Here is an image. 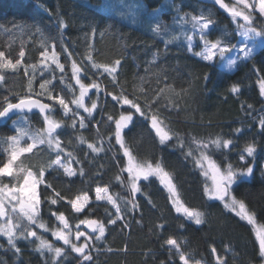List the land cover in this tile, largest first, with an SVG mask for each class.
Instances as JSON below:
<instances>
[{
  "label": "trees",
  "instance_id": "trees-1",
  "mask_svg": "<svg viewBox=\"0 0 264 264\" xmlns=\"http://www.w3.org/2000/svg\"><path fill=\"white\" fill-rule=\"evenodd\" d=\"M121 3H144L147 5V11L141 9L136 12L133 20L128 15H121ZM200 6H209L213 13L215 24L209 33V39L214 40L222 27H233L231 18L223 9L202 0H0V50L11 53L13 58L18 57L21 47L26 51L24 64L16 72H3L5 81L0 83V99L7 95L16 102L17 98L27 95L28 78L24 76V67L32 64L37 65L34 88L38 90L39 72L42 67L39 51L42 49L41 37L38 34L33 35L37 25L49 38V45L52 38H55L56 50L60 53L61 62L66 66V78L70 84H75L71 80V59L79 62L82 54L90 50L91 45L94 58L99 63H111L115 59H121L119 79L130 99L133 95H140L137 85L141 83V76L145 77L143 86L146 89L163 87V83L157 85L154 75L161 68L167 74V84L174 89V92L161 97L159 104L152 109V113L158 112L163 120L162 126L175 134L173 139L160 144L155 131L150 127V122L143 118H137L130 129L124 130V139L132 148L137 161L163 162L166 170L174 177L181 199L187 206L204 212L206 222L203 225H195L176 213L168 200L167 191L156 178L141 181L142 192L136 194L139 211L126 216L130 227L121 230L120 224L108 226L107 239L103 244L97 242V247L104 250L100 254L93 252L94 264H180L178 255L173 252L170 256L167 247L162 246L169 237L183 242L181 247L184 253L191 257L190 263L201 261V264H215L212 247L217 249L218 254L227 255L228 264L261 263L257 255L258 243L253 227L234 212L225 209L222 202L207 199L204 195L206 179L200 168L195 166L193 158L186 157V153L191 148L194 155H199L197 146L192 143L194 138L208 140L220 136L232 139L233 145L230 149L210 148L209 155L222 168L231 164L234 169H242L246 162L254 165V176L246 178L239 186L234 185L233 194L254 212L257 222L264 224V133H261L257 126L259 118L264 117V98L259 90V80L264 79V49L257 48L252 59L239 62L232 70L221 66L219 58L214 62H205L192 55L187 50V42L182 33L191 35L193 29L190 22L184 23L180 17L185 13L199 15ZM44 8L50 9L53 15H48ZM155 10H158L160 15L153 19L151 14ZM57 14L68 24L63 40L57 30ZM157 22L166 25L170 35L181 38L165 49L164 41L169 37L155 36L150 30ZM13 24L29 27L21 30L20 27H13ZM255 26L264 30V23L259 19ZM101 33L104 35L101 36ZM197 37L198 35L194 36V51L201 49L202 42ZM65 44L73 52V57L69 58L61 51V46ZM158 50V65L146 72L145 69L150 67L148 62ZM53 70L57 76L60 75L54 66ZM31 71L29 67V73ZM49 75L50 71L46 70L45 77ZM99 82L102 86H107V91L118 94L119 89L113 88L109 79L100 77ZM54 83L57 84V91L63 88L65 93L68 92L65 85L60 84L58 80ZM236 83L241 88L239 94L230 91L231 86ZM77 93L78 87L75 88V94ZM71 95L68 93L66 99H70ZM89 96L90 99L86 100V103L90 104L92 100H96L98 109L94 113L95 118H89L91 122L86 129H80L78 126L72 129L71 118L64 117L59 106L54 105V118L61 120L64 126L62 131L58 130L62 146L66 152H72L74 157L81 161L80 164L73 162L72 167L77 170L83 167L85 175L68 178L62 169L47 174V180L55 190L66 197L65 201L51 206V210L48 204L42 206L41 220L49 227L56 224L55 217L51 215L52 211L64 212L71 222L85 218L106 222L108 213L114 212V209L106 202L95 201L94 189L97 186L108 185L111 194L121 197L122 206L123 199L130 198L126 187L115 180L119 169L126 166V158L115 143L114 123L107 121L108 114L118 118L123 109L105 93L97 97L93 90ZM140 99L143 102L142 96ZM248 104L253 105V108L247 109ZM22 115L14 114L12 119L20 120ZM28 117L32 130L43 127L38 112L28 114ZM13 127L11 121H0V166L7 161V153L4 151L7 145L2 143V140L15 134ZM237 128L242 129V132L235 133ZM81 135L93 143H98L102 137L105 151L99 154L91 153L86 143H79L77 138ZM177 135L184 142L183 148L179 147ZM252 142H255L257 152L254 157H248L243 149ZM241 155L245 156V161L240 160ZM54 158L55 153L45 151L40 157L25 154L21 160L25 166H31L36 165L40 159L47 161ZM123 175L126 178V172ZM4 182L9 183V180L5 179ZM40 190L43 195L51 194L50 190L44 193L43 185ZM85 191L91 198L90 204L84 213L75 214L67 199ZM161 223L165 224L162 231L156 228V225ZM181 224L184 225L183 228L179 227ZM2 244L4 248L0 249V264H45V259L36 251L34 242L20 241V256L11 250L5 251L8 246L4 240ZM105 246L114 251L108 253ZM125 246L127 251H120ZM225 246L229 249L227 253ZM145 253L149 254L146 256ZM66 254L67 257L61 264H80V260L70 250Z\"/></svg>",
  "mask_w": 264,
  "mask_h": 264
},
{
  "label": "snow or ice",
  "instance_id": "snow-or-ice-1",
  "mask_svg": "<svg viewBox=\"0 0 264 264\" xmlns=\"http://www.w3.org/2000/svg\"><path fill=\"white\" fill-rule=\"evenodd\" d=\"M211 2L229 15L235 24L236 34L243 38V42L237 45L226 42L222 38L209 39V33L215 24L211 11L207 14L203 12L199 15L185 13L181 16V21L184 23L190 22L193 29V34L182 33V36L187 42L188 52L192 55L199 57L205 62H214L217 58L226 60L227 69L232 70L238 65V62L252 59L257 48L264 49V30L255 26L258 19L264 23V0H234L231 6L225 0H211ZM141 9L147 11V5L144 3L129 5L121 3L120 5L121 15H128L133 20L135 19V13ZM43 10L48 15H53L50 9L44 8ZM177 12H179V9H177ZM158 15H160L158 10L151 14L153 19ZM56 24L59 37L63 40L68 24L59 14L56 17ZM13 27H20L21 30H25L29 26L13 24ZM150 30L155 36L169 37L164 41L165 49H167L168 45L181 38L177 35H170L167 26L162 22L155 23ZM36 34L41 37L42 49L39 51L42 67L39 72L40 82L38 90L34 88V83L37 80V65L32 64L24 67V76L28 78L27 95L17 98L16 102H13L12 98L7 95L0 99V121L5 123L11 121L15 133L4 137L2 140V143L7 145V148L4 149L7 153V161L0 166V220L3 221V223H0V238L8 246L4 250H11L15 255L20 256L22 255V249L19 246L20 241H38L36 251L40 252L41 255L45 252L52 254L51 264H61V261L66 258L68 250L76 254L80 264H94L95 257L93 252L100 254L104 250L101 247H97V242L103 244L107 239L108 226L120 224L121 230L130 227L126 216L129 214L134 215L139 211L136 194L142 192L141 181H149L150 178H156L167 191L168 200L176 213L195 225H203L206 222L205 213L184 203L178 187L174 183L173 175L166 170L163 162L137 161L133 155L132 148L124 139V130L130 129V126L135 124L137 118H143L150 122V127L155 131L160 144L163 145L173 139L175 134L162 126L163 120L160 119L158 112L156 114L152 113L153 107L159 104L161 97L166 93L174 92V89L166 82V72L161 68L159 72L154 73L157 85L164 84L163 87L154 89H146L143 86L145 77L141 76V83L137 85L140 95H133V98L130 99L119 79L121 59H115L111 63H99L95 60L93 50H91V45H89L90 50L82 54L79 62L76 59H71V80L75 82L73 85L67 81L66 66L61 62L60 53L56 50L55 38H52V42L49 45V38L45 36L38 25L35 26L33 35ZM92 35H95L94 29ZM103 35L104 33H101V36ZM197 35L202 42L201 49L194 51L193 41L194 36ZM224 35H228V33L225 32ZM61 51L66 53L67 57H73V52L69 50L66 44L61 46ZM25 55L26 51L23 47L20 48L17 58H13L11 53L0 50V83L5 81L4 71L11 70L16 72L24 64ZM159 55L160 52L158 50L148 62L150 67L145 69L146 72L158 65ZM53 66L60 73L59 76L55 74ZM29 67L32 69L31 73H29ZM46 70L50 71L48 77H45ZM256 71H259V69H256ZM92 77H96V79H92ZM100 77L109 79L111 86L119 89L118 94L107 91V86H102L101 82H99ZM206 79L207 76H205ZM57 80L60 84L65 85L68 90L67 93H65L63 88L57 91V84L54 83ZM86 80L90 82L86 83ZM77 87L78 95L75 94V88ZM93 90L97 97L101 93L110 96L112 101L123 109L119 113L118 118L108 114L107 121L114 123L115 143L122 150L123 157L127 158L126 166L119 169V174L115 176V180L126 187L130 198H124L122 206L120 203L121 197L118 194H111L108 185L97 186L94 189L95 201L106 202L111 205L114 212L108 213L106 222L99 219H80L75 226L76 231L73 235L69 219L64 212H51V215L59 222L60 227L58 228L49 229L48 225L41 220V211L44 204H48L51 210V206L66 200V197L56 191L47 180V174L50 171L62 169L63 174L68 178L85 175L83 167L79 168V170L72 167L73 162L80 164L81 161L76 159L72 152H66L62 146L58 130L62 131L64 126L61 120L54 118V105L59 106L64 117L71 118L72 129H76L77 126L80 129H86L88 123L91 122L89 118L94 119V113L98 109L96 100H92L90 106L86 103V100L90 99L89 93L93 92ZM259 90L261 96H264V79L259 81ZM230 91L233 94H239L241 92L240 85L238 83L233 84ZM68 93L72 94L70 99H66ZM141 96L143 97V102H141ZM41 97L44 99H40ZM45 99L51 103L44 102ZM124 106H127V108H124ZM252 108L253 105H247V109ZM34 110L42 118L43 127L32 130L28 114L33 113ZM81 110L86 116L81 113ZM17 113L23 114L21 119L13 120L12 115ZM257 126L261 133H264V117L259 118ZM241 132L242 129H235V133L239 134ZM77 139L80 144L86 143L91 153L99 154L105 151L102 137L98 143L88 142L82 135ZM176 139L179 141V147L183 148V140L178 135ZM110 141L111 137H109V149L111 148ZM192 143L197 146L199 155H194L193 150L189 148L186 157H192L195 166L200 168L205 176H208L209 172L211 173L212 184L204 187V195L207 199L222 202L225 209L234 212L241 220L255 225L254 212L249 210L243 200L237 199L233 194L234 185L239 186L240 182L254 176V165L246 162V166L242 169H234L231 164H227L222 168L212 159V156L209 155L210 148H215L216 150L230 149L233 145L232 139H224L220 136L209 138L208 140H197L194 138ZM45 151L55 153V158L47 161L40 159L36 165L31 166H25L23 160H21V157H24L25 154L40 157V154ZM243 151L246 152L248 157H254L257 152L255 142L247 144ZM85 155L87 156V153ZM240 160L245 161V156L241 155ZM18 161L19 163H17ZM125 172L127 173L126 178L123 175ZM5 179L9 180V183H5ZM125 180H127V184H125ZM42 185L44 193H48L50 190V195L41 193ZM90 201L91 198L87 191L75 195L72 199H67V203L75 214L84 213ZM149 203H151L150 200ZM137 223H140V221H137ZM81 225L85 226L86 229H90V232L81 231ZM179 227L183 228L184 225L181 224ZM156 228L162 231L165 228V224H158ZM36 229L43 230L46 233L50 232L55 241L62 242V246H55L52 241L43 235H38ZM255 235L258 243L257 255L261 264H264V227L256 228ZM182 243V241H178L174 237H169L162 246L167 247L170 256L173 252L178 255L180 264H190L191 257L182 250ZM3 248L4 245L0 244V249ZM105 248L108 253L114 251L111 247L105 246ZM228 250V247L225 246V253ZM120 251L126 252L127 247L125 246ZM211 252L215 258V264H228L227 255L218 254L215 247L211 248ZM148 254L145 253L146 256ZM45 264H48L47 260H45ZM194 264H201V261H195Z\"/></svg>",
  "mask_w": 264,
  "mask_h": 264
},
{
  "label": "rangeland",
  "instance_id": "rangeland-1",
  "mask_svg": "<svg viewBox=\"0 0 264 264\" xmlns=\"http://www.w3.org/2000/svg\"><path fill=\"white\" fill-rule=\"evenodd\" d=\"M225 2L226 3H229V5L231 6V4L232 3H234V0H225ZM200 9H199V13H201V12H203V13H205V14H207L209 11H212L211 10V8L209 7V6H205V7H202L201 8V6L199 7ZM232 21V20H231ZM242 22V21H241ZM233 23V22H232ZM258 28V27H257ZM260 29V28H259ZM228 33V35H224V33ZM197 38H199V37H197ZM217 38H222V39H224L226 42H229V43H233V44H237V45H239V44H241L242 42H243V38L242 37H240V36H238L237 34H236V30H235V24L233 23V27L231 28H221L220 30H219V34L217 35V37L215 38V39H217ZM214 39V40H215ZM200 50V49H199ZM196 51H198V50H196ZM226 55H233V54H226ZM218 62H219V64L221 65V66H223L225 69H227V67H226V60H220V59H218ZM241 62V61H240ZM239 63V62H238ZM260 81V80H259ZM77 95H78V93H77ZM263 98H264V96H262ZM89 106H90V104H89ZM126 164H127V158H126ZM201 170V169H200ZM205 170H207L206 168H205ZM263 170H264V162H263ZM201 172H202V174H203V171L201 170ZM204 175V174H203ZM126 177H127V173H126ZM204 177H205V179H206V185H208V186H211V184H212V181H211V173L209 172V175L208 176H205L204 175ZM127 182V181H126ZM94 193H95V191H94ZM80 220V219H79ZM79 220H77V221H73V222H71V221H69L70 222V225H71V227H72V231H73V235H74V233H75V231H76V224L79 222ZM44 222V221H43ZM247 222V221H246ZM0 223H3V221L2 220H0ZM252 227H253V229H254V232H255V229L256 228H261V227H264V224H262V223H259V222H257V220H256V218H255V225H252V224H250ZM49 227V226H48ZM58 227H60V225H59V222L58 221H56V224L53 226V227H49V229H55V228H58ZM37 230V232H38V235H43L45 238H47V239H49L50 241H52L54 244H55V246H62V242H57V241H55L54 240V237H52L51 236V234H50V232H43V230H40V229H36ZM80 230L81 231H86L84 228H83V225H81V227H80ZM87 232V231H86ZM2 241H3V239L2 238H0V244H2ZM34 244H35V246H36V248H37V245H38V241H36V242H34ZM72 254H74V253H72ZM75 256H76V254H74ZM42 257L45 259V260H47L48 261V264H51V261H52V254H49V253H47V252H45L43 255H42ZM66 257H67V254H66ZM64 260V259H63ZM190 264H194V263H190ZM261 264V263H260Z\"/></svg>",
  "mask_w": 264,
  "mask_h": 264
},
{
  "label": "water",
  "instance_id": "water-1",
  "mask_svg": "<svg viewBox=\"0 0 264 264\" xmlns=\"http://www.w3.org/2000/svg\"><path fill=\"white\" fill-rule=\"evenodd\" d=\"M202 1H203V2H206V3H210V4L215 5L213 2H211V0H202ZM215 6L219 8V6H217V5H215ZM219 9H221V8H219ZM40 99H41V98H40ZM44 102L49 103L48 101H44ZM33 113H37V111L34 110ZM17 114H18V113H17ZM83 228H84L87 232H90V229H86L85 226H83Z\"/></svg>",
  "mask_w": 264,
  "mask_h": 264
}]
</instances>
